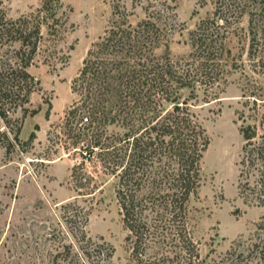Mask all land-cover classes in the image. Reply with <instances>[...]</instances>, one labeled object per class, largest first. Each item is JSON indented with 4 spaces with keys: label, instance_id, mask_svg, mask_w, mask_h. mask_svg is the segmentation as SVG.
Returning a JSON list of instances; mask_svg holds the SVG:
<instances>
[{
    "label": "trees",
    "instance_id": "16d2710c",
    "mask_svg": "<svg viewBox=\"0 0 264 264\" xmlns=\"http://www.w3.org/2000/svg\"><path fill=\"white\" fill-rule=\"evenodd\" d=\"M61 7V0H42L17 18L0 8V49L17 44L0 58V121L18 145L31 143L36 134L32 131L21 142L18 128H9L11 118L1 100L10 90L3 86H17V97L25 102L36 83L27 67L37 55L52 68L67 61L72 46L64 50L65 34L72 25ZM164 11L145 8V15L132 21L134 12L113 5L108 25L91 43L72 81L76 98L48 140L74 156L70 182L76 195L92 197L101 175L116 179L124 239L136 264H241L243 251L235 247L206 261L194 238L190 201L202 183L209 144L197 109L219 98L233 71L247 79L256 73L264 82V0H214L212 14L188 33L189 52L179 57L155 54L167 28ZM244 14L247 47L234 52L230 36ZM258 99L264 103L258 97L252 102ZM240 115L239 193L264 206V111L260 118L250 114L252 122L244 120V112ZM0 133L12 149L7 132ZM90 208L76 200L60 203L57 222L42 240L27 245L32 261L114 264L112 245L86 230Z\"/></svg>",
    "mask_w": 264,
    "mask_h": 264
},
{
    "label": "rangeland",
    "instance_id": "374dc122",
    "mask_svg": "<svg viewBox=\"0 0 264 264\" xmlns=\"http://www.w3.org/2000/svg\"><path fill=\"white\" fill-rule=\"evenodd\" d=\"M41 1L0 0V8L7 17L17 18L38 7ZM61 3L67 24L72 25L65 34L64 50L72 46L67 61L52 68L37 55L27 67L36 83L25 102L17 97L20 94L17 86H11V82L3 86L10 90L1 100L11 118L9 128H18L21 142L32 131L36 137L31 143L18 145L12 139L13 133L0 121V132L6 131L13 142V148L7 149V141L0 133V264H38L29 257L27 245L34 239H43V233L57 222L59 204L68 200L91 207L86 230L92 237L101 236L112 245L114 264H136L124 239L126 231L115 197L116 179L101 175L92 197L76 195L70 182L74 156H67L58 144H52L48 133L76 98L72 81L91 43L108 25L114 4L134 12L132 21L143 17L145 8L164 9L166 17L162 16V20L165 18L167 28L163 29L165 35L155 54L179 57L189 52L188 33L200 19L212 14L214 0H61ZM247 20L244 14L237 31L230 36L234 52H243L247 47ZM14 46L17 44L11 48ZM6 48L10 47L4 45L0 49V58H5ZM250 75L247 79L240 70L231 72L219 98L197 109L209 144L202 158V183L190 201V208L194 238L200 256L206 257V261L235 247L243 251L241 264H264V206L244 200L238 188L244 144L240 114L244 112V120L252 122L250 114L260 118L264 111L260 99L256 104L252 102L253 97L264 98V82L258 74ZM250 91L257 94L249 95ZM22 106L26 108L25 114ZM253 242L256 245L247 249Z\"/></svg>",
    "mask_w": 264,
    "mask_h": 264
}]
</instances>
